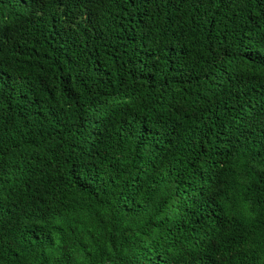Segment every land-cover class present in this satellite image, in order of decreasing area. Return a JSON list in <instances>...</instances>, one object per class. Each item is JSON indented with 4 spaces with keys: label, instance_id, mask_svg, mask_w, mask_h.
Masks as SVG:
<instances>
[{
    "label": "trees",
    "instance_id": "16d2710c",
    "mask_svg": "<svg viewBox=\"0 0 264 264\" xmlns=\"http://www.w3.org/2000/svg\"><path fill=\"white\" fill-rule=\"evenodd\" d=\"M0 264H264V0H0Z\"/></svg>",
    "mask_w": 264,
    "mask_h": 264
}]
</instances>
